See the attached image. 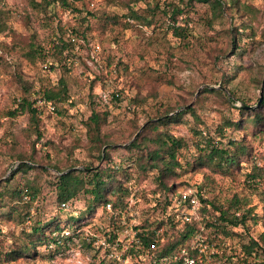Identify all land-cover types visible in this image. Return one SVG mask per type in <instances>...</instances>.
<instances>
[{
	"label": "rangeland",
	"instance_id": "374dc122",
	"mask_svg": "<svg viewBox=\"0 0 264 264\" xmlns=\"http://www.w3.org/2000/svg\"><path fill=\"white\" fill-rule=\"evenodd\" d=\"M44 1L0 0V184L12 173L11 154L31 156L49 167L51 173L40 167L32 174L40 193L30 207L34 217L47 221L56 207L52 183L59 171L53 165L67 171L101 162L84 125L93 109L101 113L102 136L109 143L103 152L109 147L114 163L133 164L136 170L138 157L145 150H128L127 146L139 137L134 139L137 132L149 122L159 121L160 114L171 110L165 115L170 117L188 105L182 110L193 107L194 112L169 125L170 131L189 145L179 156L183 164L194 159L197 141L208 136L217 141L246 137L254 155L233 174L207 165L181 169L179 190L195 191L197 185H203V193L210 199L226 201L234 194L244 198L258 215L257 221L250 219L249 229L237 228L242 234L230 237L228 243L240 253L250 237H259L264 232V179L251 184L246 173L252 160L264 170V126L255 128L248 121L247 129L237 128L228 125V120L241 121V109H251L244 105L255 106V110L261 105H257L261 95L264 97V0H223L222 9L215 0H69L68 7L53 3L47 10ZM132 12L138 18H130ZM173 20L184 28L186 36L172 33ZM59 36L74 43L64 66L58 65L59 58L52 53L49 63L57 65L52 70L25 57L31 41L49 49ZM62 76L69 99L58 103L62 113L36 95L44 131L37 141L27 114H8L23 92L19 77L40 93L57 85ZM221 129L227 138L221 136ZM154 173L137 184L139 192L133 202L146 207L152 202L149 192L155 186ZM13 204L16 200L0 199V264H111V253L88 245L84 239L93 233L103 237L99 213L85 220V231L79 237L57 249L39 244L37 252L32 250L29 256L8 257L6 252L30 238L27 230L31 222L22 223L18 212L11 211ZM201 212L199 206L198 219ZM205 244L206 250L216 254L226 248L225 243L219 247L217 242L205 240Z\"/></svg>",
	"mask_w": 264,
	"mask_h": 264
},
{
	"label": "trees",
	"instance_id": "16d2710c",
	"mask_svg": "<svg viewBox=\"0 0 264 264\" xmlns=\"http://www.w3.org/2000/svg\"><path fill=\"white\" fill-rule=\"evenodd\" d=\"M44 2L46 10L53 3L64 7L70 6L69 0H45ZM215 4L219 9L224 6L223 0H215ZM39 6L43 7L42 4ZM75 10H78L77 7ZM88 13L90 12L88 11ZM129 17L138 18L134 12ZM170 29L177 36L184 35V28L176 25L175 20L171 23ZM73 32L76 31L73 29ZM73 44L71 40L59 36L55 39L52 47L50 46L53 49L50 51V48L47 49L42 43L33 40L28 45L29 50L25 57L33 64L47 65L48 69L52 70L57 65L53 62L49 63L50 53L59 58L58 65L64 66L63 61L69 59L73 51ZM19 79L23 92L15 98V107L10 109L8 114L13 117L27 114L29 127L39 141L44 136V131L40 117L42 110L37 105L38 97L36 95L39 94V100L44 104H49L58 113H62L58 103L69 100L68 84L65 77L62 76L57 85L44 88L38 93L32 91V84L24 81L21 77ZM209 89L206 88L205 91ZM241 111L243 113L241 121L228 120V125L247 129L249 121L255 128L264 126V97L259 108L255 110L241 109ZM169 112L171 110L160 114L159 121L149 122L139 137L127 146L128 150H145V153L138 157L140 161L134 170L133 164L114 163L109 147L105 153L103 152V147L109 143L105 142L102 136L101 113L93 109L84 125L89 131L91 146L98 151L96 157L101 162L91 166L86 165L87 169H70L65 173L62 172L66 168L61 169V167L53 165V168L59 171V174H54L55 179L53 183L51 182L56 189V207L53 217L47 221L34 217L30 213V207L40 193L36 178L32 174L40 167L51 173L49 167L38 163L31 156L11 154L10 170L12 173L7 180L2 182L5 185L0 184V199L16 200L17 204L12 205L11 211L18 212L22 223L29 224L31 222V227L27 230V235L30 237L29 243L24 241L17 244L5 254L8 257L12 256L13 259L20 255L29 256L33 253L32 250L37 252L39 244L57 249L75 236L79 237L85 231L84 226L87 224L85 220L97 213L103 220L100 232L103 233L101 235L103 237H97L93 233L86 235L84 239L88 245L110 253L113 244L117 241L116 228L121 217H131L133 209L137 211L136 226L139 229L141 245L137 249L129 247L121 258L111 256V264H185V257H198L199 250L196 245L200 237L210 243L217 242L219 247L221 244H226L222 253L218 252L215 255V264H264V232L259 237H250L247 243H243L240 253H237L228 243L230 237L242 234L237 231V228L247 227L249 229V220L257 221L258 215L253 212L252 206H248L247 200L244 198L234 194L226 201H219L218 198L210 199L204 195L203 185H197L195 192L201 203L200 210L203 215L201 219L194 218L190 222L176 219L171 207L173 196L181 191L179 187L182 183L177 181L181 176L179 172L181 169L195 170L196 167L207 165L214 171L233 174L241 168L243 161H247L249 158L253 159L251 142L246 137L227 138L221 129L219 130L220 134L227 138L226 141L223 139L217 141L211 136L205 137L203 140L200 139L197 141L198 153L194 155V159H186L183 164L179 156L182 155V148L189 145L182 137L172 133L169 125L171 122L180 120L185 113L194 112V110L193 107H190L173 116H165ZM138 128L137 126L136 129ZM197 134L202 135V132L199 131ZM149 145H153V147L147 149ZM128 158L133 159V156H128ZM136 172L139 174L134 177ZM151 172H156L153 174L155 186L149 192L152 194V202L147 207L141 206L139 201L133 202V198H136L139 192L136 186ZM246 178L249 183L258 184L262 178L264 179V170L252 160ZM134 179L135 181L131 182ZM62 202L69 203V207L73 209L68 211V209L62 208ZM107 204H111L110 210L107 208ZM21 208L25 211L24 214L21 213ZM152 244H155L154 248H151ZM228 249L230 250L228 251ZM198 264L208 263L203 260Z\"/></svg>",
	"mask_w": 264,
	"mask_h": 264
},
{
	"label": "built area",
	"instance_id": "2783aa9c",
	"mask_svg": "<svg viewBox=\"0 0 264 264\" xmlns=\"http://www.w3.org/2000/svg\"><path fill=\"white\" fill-rule=\"evenodd\" d=\"M106 97V95H104ZM69 203L62 202L61 207L64 209L69 208ZM200 206V200L195 191L192 189H184L174 195L172 198L171 207L176 219H182L186 222L192 221L197 218V211ZM107 208L111 209V204H107ZM131 217L122 216L118 227L116 228V233L118 234L117 241L113 244L111 256L115 258H121L124 251L129 247H135L136 249L140 247L141 239L139 237V229L137 228V211L131 210ZM104 243V242H103ZM199 250L198 257H185V264H198L205 260L208 264H215L214 256L216 252L208 251V247L203 239L199 238V243L196 245ZM155 244L151 245L154 248Z\"/></svg>",
	"mask_w": 264,
	"mask_h": 264
},
{
	"label": "water",
	"instance_id": "95a60500",
	"mask_svg": "<svg viewBox=\"0 0 264 264\" xmlns=\"http://www.w3.org/2000/svg\"><path fill=\"white\" fill-rule=\"evenodd\" d=\"M262 100H263V95H261V97H260V99H259V101H258V103H257V105H259L261 102H262ZM256 105V106H257ZM189 106L187 105V106H185V107H182L181 109H178L175 113H178V112H180L183 108H188ZM244 107L245 108H251V109H253L255 106H248V105H244ZM175 113H171V114H175ZM170 114V115H171ZM144 128V126L137 132V134L135 135V137H134V139H136L138 136H139V134H140V132L142 131V129ZM69 170H67V171H64V172H62V173H65V172H68Z\"/></svg>",
	"mask_w": 264,
	"mask_h": 264
}]
</instances>
